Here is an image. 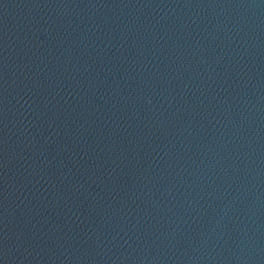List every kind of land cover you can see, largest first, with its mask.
<instances>
[{"label":"water","instance_id":"water-1","mask_svg":"<svg viewBox=\"0 0 264 264\" xmlns=\"http://www.w3.org/2000/svg\"><path fill=\"white\" fill-rule=\"evenodd\" d=\"M0 264H264V0H0Z\"/></svg>","mask_w":264,"mask_h":264}]
</instances>
